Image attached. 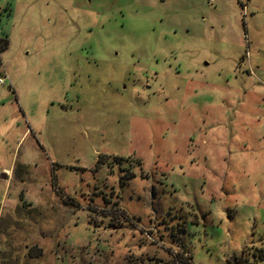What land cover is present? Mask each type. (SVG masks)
Segmentation results:
<instances>
[{
    "label": "rangeland",
    "instance_id": "1",
    "mask_svg": "<svg viewBox=\"0 0 264 264\" xmlns=\"http://www.w3.org/2000/svg\"><path fill=\"white\" fill-rule=\"evenodd\" d=\"M0 38V264H264V0H0Z\"/></svg>",
    "mask_w": 264,
    "mask_h": 264
},
{
    "label": "trees",
    "instance_id": "2",
    "mask_svg": "<svg viewBox=\"0 0 264 264\" xmlns=\"http://www.w3.org/2000/svg\"><path fill=\"white\" fill-rule=\"evenodd\" d=\"M8 39L7 38H0V52L5 50L8 47ZM259 257L262 259L264 257V253L262 250L258 251ZM241 259V257L239 258ZM186 264H191L190 262H187ZM248 264V263H246Z\"/></svg>",
    "mask_w": 264,
    "mask_h": 264
},
{
    "label": "built area",
    "instance_id": "3",
    "mask_svg": "<svg viewBox=\"0 0 264 264\" xmlns=\"http://www.w3.org/2000/svg\"><path fill=\"white\" fill-rule=\"evenodd\" d=\"M5 81V77H0V83H3Z\"/></svg>",
    "mask_w": 264,
    "mask_h": 264
}]
</instances>
